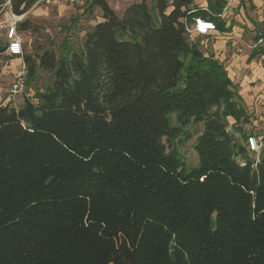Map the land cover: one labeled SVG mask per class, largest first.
Instances as JSON below:
<instances>
[{
	"label": "trees",
	"instance_id": "1",
	"mask_svg": "<svg viewBox=\"0 0 264 264\" xmlns=\"http://www.w3.org/2000/svg\"><path fill=\"white\" fill-rule=\"evenodd\" d=\"M207 3L140 0L119 16L91 0L103 20L80 50L25 55L27 85L39 68L54 79L0 103V264H264V136L251 158L237 85L191 39L198 17L231 30L227 0ZM191 124L187 167L164 139L190 140Z\"/></svg>",
	"mask_w": 264,
	"mask_h": 264
},
{
	"label": "rangeland",
	"instance_id": "2",
	"mask_svg": "<svg viewBox=\"0 0 264 264\" xmlns=\"http://www.w3.org/2000/svg\"><path fill=\"white\" fill-rule=\"evenodd\" d=\"M90 1L79 0L75 4L55 2L54 0L37 1L24 15H21L20 23L28 20L32 25L29 30L21 31L24 46L23 59L27 54L33 55L38 59L46 50H53L57 55L64 54L68 48L74 51L80 50L86 33L97 22L103 20L102 10L99 7L91 8L89 6ZM137 1L140 0H108L119 16L123 15L127 6ZM147 1L149 5H153V0ZM227 2L225 19L228 24H234L233 31L237 34V38L241 40L237 43L239 45L237 51L239 53L244 51L251 53L255 49L253 44L258 34L255 23L264 24V0H227ZM203 3H205V0H203ZM1 9L2 6H0V20H5V10ZM201 39L206 44H210L212 41V39L204 38L203 36ZM208 49L209 47L206 48V50ZM18 67L19 63L15 60L11 61L7 67L0 65V92L2 99H10L12 103H15L14 106L16 107L23 103L25 97H33L36 89L45 90L54 79L51 72L39 68L34 78L27 85L25 93L13 97L8 96L12 72L14 73ZM229 121V128L231 129L234 121L232 118H229ZM173 122L174 124L176 123L175 116L173 117ZM243 128L251 134L256 131L252 122L244 124ZM188 129L193 135L190 140L175 141L172 144L166 138L164 141L168 146V150H175L184 160L187 167H194L199 162V156L194 147L195 139L198 132L203 129V125L191 124ZM237 136L241 140L240 135L238 134ZM261 142L263 141L261 140ZM263 143H261V151L258 154L251 153V158L256 160L261 158Z\"/></svg>",
	"mask_w": 264,
	"mask_h": 264
},
{
	"label": "crops",
	"instance_id": "3",
	"mask_svg": "<svg viewBox=\"0 0 264 264\" xmlns=\"http://www.w3.org/2000/svg\"><path fill=\"white\" fill-rule=\"evenodd\" d=\"M0 1H2L0 2V6H2L1 10H5L6 19H9L13 12L12 7L5 5L6 0L4 2L3 0ZM196 3L204 8L208 5L207 0H205V3H203V0H196ZM227 5L221 14V18L225 21ZM230 25V31L222 32L217 29L208 35L195 34L191 36V38L194 40V38L197 39L203 36L204 38L212 39L210 44H206L205 41L201 40V44L203 45L200 46V48L206 55L214 56L225 65L229 77L238 87L242 105L246 107L247 112L251 115L250 122H252L256 129L252 135H256L261 142L264 136V51L256 53L257 51L254 49L251 53L245 51L239 53L237 51V48L239 49L237 43L241 40L237 38V34L233 31L234 24L227 23V26ZM255 25L258 32V28L264 27V24L260 22H256ZM19 34L21 35L20 30ZM208 47L209 49L206 50ZM13 60L17 61L20 66L21 58L9 56L3 57L0 65L7 67ZM13 74L12 72V76ZM0 103L7 104V100L2 99L1 92ZM11 104L15 105V103L12 102Z\"/></svg>",
	"mask_w": 264,
	"mask_h": 264
},
{
	"label": "built area",
	"instance_id": "4",
	"mask_svg": "<svg viewBox=\"0 0 264 264\" xmlns=\"http://www.w3.org/2000/svg\"><path fill=\"white\" fill-rule=\"evenodd\" d=\"M12 1L13 0H6L5 5L12 7ZM54 1L67 4H75L79 2V0ZM20 21L21 16L16 15L14 12H12L9 19L0 20V44L3 46V49L0 50V63L2 62V58L5 56L21 58L20 66L14 72L9 84L8 96L11 97L25 93L27 89L28 68L23 59L24 46L22 37L18 30ZM187 29L190 36H193L195 34L208 35L212 31L217 30V27L214 21L198 17L195 19L194 24L189 26ZM253 47L255 49L264 48V36H261L255 40ZM8 103H11L10 99H7V104ZM247 146L249 151L255 152L256 154L261 151V142L256 135H250L248 137Z\"/></svg>",
	"mask_w": 264,
	"mask_h": 264
}]
</instances>
